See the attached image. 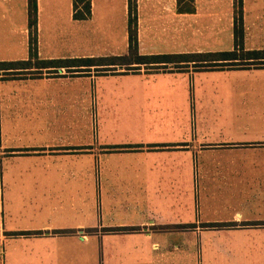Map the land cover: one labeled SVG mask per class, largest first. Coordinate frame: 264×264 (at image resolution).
<instances>
[{
    "label": "crops",
    "instance_id": "crops-1",
    "mask_svg": "<svg viewBox=\"0 0 264 264\" xmlns=\"http://www.w3.org/2000/svg\"><path fill=\"white\" fill-rule=\"evenodd\" d=\"M73 2L64 3L70 20L86 24ZM247 2L244 46L264 49L247 43L264 33V0ZM104 3L111 24L120 7ZM121 3L125 42L108 37L101 55H61L53 34V53L41 37L46 11L60 30L61 0H37L38 59L124 56ZM139 42L140 54L210 52ZM29 59V0H0V61ZM193 65L0 72V264H264V68Z\"/></svg>",
    "mask_w": 264,
    "mask_h": 264
},
{
    "label": "rangeland",
    "instance_id": "rangeland-1",
    "mask_svg": "<svg viewBox=\"0 0 264 264\" xmlns=\"http://www.w3.org/2000/svg\"><path fill=\"white\" fill-rule=\"evenodd\" d=\"M105 1L95 0V14L93 17L91 16L92 18L86 24L79 25L70 20L69 8L66 9L64 5L66 0H61L63 6L59 7V10L55 12L58 17L55 24H59L57 28H60L61 31H52L49 24L51 15L46 11L43 15V32H41L44 42L43 51L46 54L53 53L49 38L51 34L56 37L54 39L56 42L59 41L57 50H60V52L54 53L61 55L74 53L78 55L84 52L90 53L91 51L95 55H101L105 52L102 44L106 42L104 40L108 39V37L109 39L113 38L117 42L124 41L126 22L121 12V0H115V6L117 5L120 8H117L116 13L112 16L111 24L106 22L104 15ZM253 2L254 0H248L247 6L249 9L254 8ZM176 6V0H137L138 39L142 44L159 40L171 44H175L174 42L182 44L184 42L183 48H185L187 42L189 48L195 47L190 46L192 44H198L210 52L232 50L234 45L232 19L236 17L235 2L233 6L232 0H195L196 13L188 17L178 15L174 9ZM232 7L235 8L234 14H232ZM197 8H199V11ZM69 32L72 37L76 35V44H73L74 37L69 39ZM251 34L253 37L252 40H248V45L264 44V33L257 34L252 32ZM84 40H86L85 45L79 43ZM126 41L128 48L122 49L126 46L119 48L120 51H125L124 53L126 54L124 56L129 55V37H127ZM156 49L157 52H167L171 48L157 46ZM0 199L4 204L5 197L1 195Z\"/></svg>",
    "mask_w": 264,
    "mask_h": 264
},
{
    "label": "trees",
    "instance_id": "trees-1",
    "mask_svg": "<svg viewBox=\"0 0 264 264\" xmlns=\"http://www.w3.org/2000/svg\"><path fill=\"white\" fill-rule=\"evenodd\" d=\"M236 17L234 24V49L220 52L140 54L138 40L137 0H128L129 18V55L96 58L39 60L37 53V0H29L30 59L26 61H0L3 77L15 78L19 74H31L33 78L43 77L39 69L53 68L49 72H58L61 67L97 66L99 74L116 70L118 65L137 63L148 69H166L170 65L178 66L181 62L193 63L197 70L264 68V49H246L244 46L243 8L244 0H234ZM74 19L88 20L92 16V0H74ZM178 12L195 13V0H177ZM86 63V64H83ZM187 66V65H186ZM185 67V66H184ZM37 68V70H32ZM127 71L135 69L126 66ZM71 72L84 70L71 69ZM122 230H126L125 228Z\"/></svg>",
    "mask_w": 264,
    "mask_h": 264
}]
</instances>
